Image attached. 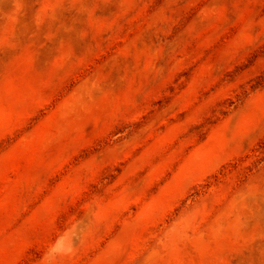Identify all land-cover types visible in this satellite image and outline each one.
<instances>
[{"label":"rangeland","instance_id":"374dc122","mask_svg":"<svg viewBox=\"0 0 264 264\" xmlns=\"http://www.w3.org/2000/svg\"><path fill=\"white\" fill-rule=\"evenodd\" d=\"M0 264H264V0H0Z\"/></svg>","mask_w":264,"mask_h":264}]
</instances>
